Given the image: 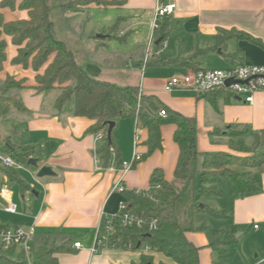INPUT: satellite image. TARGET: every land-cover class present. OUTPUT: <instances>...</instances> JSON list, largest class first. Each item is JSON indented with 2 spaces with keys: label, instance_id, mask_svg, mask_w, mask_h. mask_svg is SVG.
<instances>
[{
  "label": "crops",
  "instance_id": "0c3cea01",
  "mask_svg": "<svg viewBox=\"0 0 264 264\" xmlns=\"http://www.w3.org/2000/svg\"><path fill=\"white\" fill-rule=\"evenodd\" d=\"M4 1L0 0V13L6 23L29 20V11L18 8L23 0L17 1L15 9L3 7ZM68 1L50 0L54 7V33L70 48L67 40L84 41L82 61L71 49L89 76L118 86L139 87L142 94L155 96L172 111L195 119L199 152L196 179L205 154L234 153L229 147L230 131L245 132L248 141L264 132V93L256 94L254 102L248 104L225 93L199 96L182 89L166 91L172 79L190 71L227 70L236 64L264 66V0H165L177 8L161 24L166 33L158 31L153 44L158 0H109L116 3L76 9L60 7ZM222 31L231 32L232 36L222 41ZM4 39L7 61L0 80L5 82L10 76L25 80L23 88L7 95L19 100L26 110L13 108L0 118V137L8 139L29 160L36 159L39 168L26 166L18 171L28 185L26 189L2 178L1 188H7L10 196L0 198V222L8 228H34L38 245L46 234H57L58 243L69 244L70 248L54 255L59 264H140L145 252L108 248L94 254L97 229L127 199L114 191L121 181L129 192H150L152 174L160 170L165 181L176 183L180 154L174 140L177 126L164 125L163 149L124 174L123 163H131L136 154L143 157L148 152L149 135L136 119H123L116 129L122 164L118 166L114 156L110 166L103 168L96 154L101 141L98 134L90 132L95 121L76 116L74 101L58 109V89H39L36 77L44 73L53 57L38 73L32 67L14 65L19 47L12 43V37ZM192 56L193 65H154L157 60ZM136 135L139 141L135 145ZM45 166L52 168L55 175L38 178L39 169ZM255 174L260 187L257 194L237 196L231 180L222 178L218 186L223 195L204 201V206L225 213L227 218L220 219L225 223H216V227L226 235L235 237L239 233L237 242L249 232L261 235L258 223L264 227V170H256ZM11 202L18 206L17 214L5 211ZM196 229L186 237L200 250V263L213 264V247L206 230ZM76 243L81 244L80 249L75 248ZM33 245H37L35 240ZM150 254L155 264L170 262L160 253ZM244 257L247 264H260L264 262V248L256 255V261L251 260L249 251L244 252ZM27 259L31 260V256Z\"/></svg>",
  "mask_w": 264,
  "mask_h": 264
},
{
  "label": "trees",
  "instance_id": "16d2710c",
  "mask_svg": "<svg viewBox=\"0 0 264 264\" xmlns=\"http://www.w3.org/2000/svg\"><path fill=\"white\" fill-rule=\"evenodd\" d=\"M17 1L5 0L2 6L15 9ZM115 3L116 1L109 0H70L60 7L76 9L91 4ZM18 8L29 11V20L6 23L0 13V73L7 61V42L4 36L12 37V43L19 47L18 55L12 62L14 65L32 67L38 73L53 57L44 73L36 77L39 89H58L59 95L55 101L58 109L67 102L74 101L76 116L95 121L90 132L104 134V139L96 150L103 168L110 166L114 156L117 165L122 164L116 129L123 119H136L148 131L146 142L148 152L142 160L163 149L161 129L164 125L177 126L174 140L180 154L175 170L176 183L165 181L162 171L156 170L151 177L152 189L149 195L129 191L124 193L128 199L129 209L141 218L157 219V229L149 232L146 228L117 226L114 236L125 244H132L128 251H140L142 245H147L152 253H160L170 260L158 264H201L200 250L186 237L187 233L197 231L195 216L198 213L209 214L216 219H226L227 216L224 212L208 206H200L199 201L203 198L221 197L223 194L218 183L222 178L231 180L237 196L254 195L260 191L255 171L264 170V132L256 133L252 140L248 141L245 132L230 131L227 134L230 138L229 147L234 153L205 154L202 170L199 172V187L196 189L199 152L195 119L185 118L172 111L155 96L141 94L139 87L118 86L89 76L68 44L55 36L52 21L54 7L50 0H23ZM159 31L166 33L163 25ZM231 34L222 31L220 38L225 41L232 36ZM193 59L194 56L173 61L157 60L154 65L188 66L193 65ZM24 84L25 80L17 81L11 76L5 82L0 80V118L8 115L13 108L26 110L19 100L7 95L12 90L23 88ZM221 93L232 97L228 92L208 95L217 96ZM162 111L166 112V118L160 115ZM110 122L116 123L111 140L107 137ZM1 155H7L19 164L32 167L27 156L19 153L8 139L0 137ZM4 176L23 189L28 187L20 178L18 171L2 165L0 161V190ZM157 187L160 189H156ZM6 228L8 227L0 222V230ZM56 235L48 233L40 245H33L30 254L32 264H59L54 255L69 251L70 248L69 244H59ZM236 242L233 234L221 233L217 247L223 250L224 247ZM0 264H28L27 255L18 247L8 250L0 247ZM140 264H155L153 255L143 253Z\"/></svg>",
  "mask_w": 264,
  "mask_h": 264
},
{
  "label": "built area",
  "instance_id": "2783aa9c",
  "mask_svg": "<svg viewBox=\"0 0 264 264\" xmlns=\"http://www.w3.org/2000/svg\"><path fill=\"white\" fill-rule=\"evenodd\" d=\"M177 8L176 4H166L165 0H158V6L156 9V17L153 24L152 41L157 36V32L160 30L161 24L164 20L171 16ZM166 46V44H164ZM149 58V57H148ZM234 81V84L227 87L228 81ZM175 89H182L191 91L199 96L208 95L215 92H228L232 97H238L244 99L246 103L252 104L254 97L258 93H264V66H249L244 64H236L232 68L227 70H195L186 73L184 76L172 79L166 86V91L172 92ZM142 94V93H141ZM162 117H167L166 112L160 113ZM98 141L104 139V134H98ZM139 138L135 136V145L138 143ZM142 157L136 154L131 163L122 164V173L129 172L136 163L140 162ZM0 161L2 165L21 171L25 169V165L19 164L14 159L7 155H1ZM156 189H160L157 187ZM115 192L124 195L127 191L126 187L121 181L116 185ZM136 194L149 195L150 192L136 191ZM10 196V191L7 188H1L0 198L7 199ZM5 211L10 214H17L18 206L15 203H10ZM117 226L121 227H138L140 229L146 228L149 232H153L157 229L158 220L152 218H141L134 214L129 209V203L127 199H124L114 215L106 217L102 226L98 227L94 247L92 252L98 254L105 249H123L127 250L131 248L132 244H125L120 238H116L115 229ZM257 228V227H256ZM36 232L34 228H6L0 230V247L5 250L13 247H18L24 250L29 257L33 243L35 240ZM75 248L80 249L81 244L76 243ZM145 254L152 253V250L147 245H142Z\"/></svg>",
  "mask_w": 264,
  "mask_h": 264
},
{
  "label": "rangeland",
  "instance_id": "374dc122",
  "mask_svg": "<svg viewBox=\"0 0 264 264\" xmlns=\"http://www.w3.org/2000/svg\"><path fill=\"white\" fill-rule=\"evenodd\" d=\"M71 48L75 51L78 61L84 59V41L81 42L79 39L67 40ZM196 179L195 187L198 189L200 181ZM209 200V198H203L199 201V205H205L204 201ZM198 202V201H197ZM216 223H225L223 220H218L212 217L209 214L198 213L195 216V227L203 228L206 230V233L209 237L210 242L213 247L212 261L213 264H247L248 260L244 257V252L249 251V257L251 260L256 261V255H259V251L264 248V227L261 224H257L258 227H261V235L249 232L246 236L242 238H237L238 242L236 244H231L222 249L217 247V241L221 233L216 227ZM239 235L237 233L235 237ZM35 244H39V237L35 239ZM260 249V250H259ZM140 252H144V248L140 249ZM28 260L30 264L31 260Z\"/></svg>",
  "mask_w": 264,
  "mask_h": 264
},
{
  "label": "water",
  "instance_id": "95a60500",
  "mask_svg": "<svg viewBox=\"0 0 264 264\" xmlns=\"http://www.w3.org/2000/svg\"><path fill=\"white\" fill-rule=\"evenodd\" d=\"M160 42H161V39L157 42V45H159ZM232 84H234V81L231 80V81L227 82L226 86L229 87ZM115 126H116L115 122L109 123V129H108V133H107V137L109 140H111L112 132H113V129L115 128ZM28 163L30 166H32L36 169L39 168L38 167V161L36 159H30ZM54 175H55V173L52 171V168L47 167V166L40 168L38 173H37L38 178H45V177H50V176H54ZM201 206H203V205H201Z\"/></svg>",
  "mask_w": 264,
  "mask_h": 264
}]
</instances>
